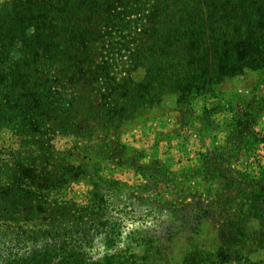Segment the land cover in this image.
Returning <instances> with one entry per match:
<instances>
[{
  "label": "trees",
  "instance_id": "16d2710c",
  "mask_svg": "<svg viewBox=\"0 0 264 264\" xmlns=\"http://www.w3.org/2000/svg\"><path fill=\"white\" fill-rule=\"evenodd\" d=\"M247 71L264 72V0L0 1V264L162 256L161 237L135 231L119 181L101 174L104 146L165 97L187 103ZM82 183L79 202L70 193ZM255 196L222 223L221 263L253 220L264 242Z\"/></svg>",
  "mask_w": 264,
  "mask_h": 264
},
{
  "label": "rangeland",
  "instance_id": "374dc122",
  "mask_svg": "<svg viewBox=\"0 0 264 264\" xmlns=\"http://www.w3.org/2000/svg\"><path fill=\"white\" fill-rule=\"evenodd\" d=\"M110 139L116 142L104 146L101 174L119 181L135 231L164 242L150 264H187L191 252L198 264H264L254 220L245 247L231 245L225 263L217 257L222 223L242 218L253 196L264 197V72L247 71L187 103L167 96ZM116 144L122 148L109 159ZM89 189L82 183L70 195L88 200Z\"/></svg>",
  "mask_w": 264,
  "mask_h": 264
}]
</instances>
